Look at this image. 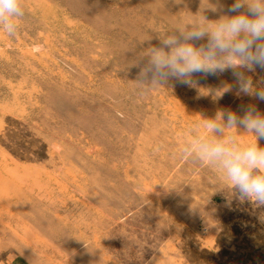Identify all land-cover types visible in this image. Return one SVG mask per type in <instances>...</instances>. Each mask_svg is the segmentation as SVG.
<instances>
[{
  "label": "rangeland",
  "instance_id": "obj_1",
  "mask_svg": "<svg viewBox=\"0 0 264 264\" xmlns=\"http://www.w3.org/2000/svg\"><path fill=\"white\" fill-rule=\"evenodd\" d=\"M234 2L23 0L18 31L0 32V264H264V205L191 150L246 141L204 125L264 102L226 92L230 70L142 73L152 48Z\"/></svg>",
  "mask_w": 264,
  "mask_h": 264
},
{
  "label": "clouds",
  "instance_id": "obj_2",
  "mask_svg": "<svg viewBox=\"0 0 264 264\" xmlns=\"http://www.w3.org/2000/svg\"><path fill=\"white\" fill-rule=\"evenodd\" d=\"M23 0H0V32L12 36L25 16ZM220 19L163 40L161 47L151 49L144 76L190 85L193 74L215 76L230 70L236 80L225 88L237 97L247 96L264 102V89L254 87L247 73L264 72V0H235ZM208 39L207 48H197L189 41ZM240 115L225 111L217 121H208V132L223 134L224 127H241L249 134L246 141L234 137L199 140L191 150L200 159L218 165L230 187L256 205H264V112L255 104L242 106ZM264 223V219H261Z\"/></svg>",
  "mask_w": 264,
  "mask_h": 264
}]
</instances>
